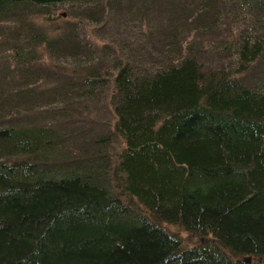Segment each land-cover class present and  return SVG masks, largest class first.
I'll return each instance as SVG.
<instances>
[{"label": "trees", "instance_id": "16d2710c", "mask_svg": "<svg viewBox=\"0 0 264 264\" xmlns=\"http://www.w3.org/2000/svg\"><path fill=\"white\" fill-rule=\"evenodd\" d=\"M122 6L144 41L90 40ZM258 261L264 0H0V264Z\"/></svg>", "mask_w": 264, "mask_h": 264}, {"label": "rangeland", "instance_id": "374dc122", "mask_svg": "<svg viewBox=\"0 0 264 264\" xmlns=\"http://www.w3.org/2000/svg\"><path fill=\"white\" fill-rule=\"evenodd\" d=\"M66 7L62 8L60 12L62 14H65ZM74 15L77 17L76 19L81 20V11L75 8ZM109 21L107 25L104 27V31H98L100 29H94L93 31L99 32V37L95 35H91L90 31H87V36L90 40L93 41L96 40L99 43H101L105 38V36L113 35L115 37H124L125 39H129V36L135 38L139 37V28H138V17L133 15L131 11H129L125 6H122V9L118 12L109 13ZM225 20L230 21L231 25L228 27V30L225 32L228 34V39L232 36H236V31L240 27L239 21L236 19V15L234 16V10L231 9L228 16L224 17ZM96 26V25H95ZM222 27H224V24H222ZM147 29V28H144ZM143 30V29H142ZM147 31V30H146ZM143 31V34L144 32ZM148 32V31H147ZM155 34L151 33L152 39L155 41L158 36H154ZM209 39V36H207ZM139 39L144 41L143 36L139 37ZM146 44V43H144ZM104 94L99 99H88L85 101L80 102L77 104V108L79 109L81 113V119H83L84 123L80 124V126L76 127L79 128V132L82 131V134H88L91 138H98L99 135H102L103 133H109L111 137L108 136L107 143H110L108 148H111V146L115 145L116 138L115 134L111 131V123L114 120L113 112L110 109V104H108V95L106 93V89L103 91ZM93 117V118H92ZM92 118V119H91ZM70 123H75L74 121L70 120ZM84 125V126H83ZM66 127L61 126L60 128ZM120 146V140L118 139L116 145L114 147L119 148ZM246 257V256H245ZM256 262V261H255ZM258 264H264V262L258 261Z\"/></svg>", "mask_w": 264, "mask_h": 264}, {"label": "water", "instance_id": "95a60500", "mask_svg": "<svg viewBox=\"0 0 264 264\" xmlns=\"http://www.w3.org/2000/svg\"><path fill=\"white\" fill-rule=\"evenodd\" d=\"M244 260L247 262L250 260V256L249 255H246V257H244Z\"/></svg>", "mask_w": 264, "mask_h": 264}]
</instances>
